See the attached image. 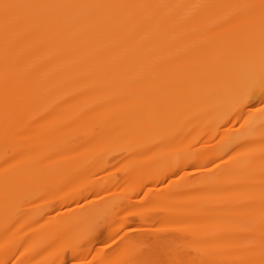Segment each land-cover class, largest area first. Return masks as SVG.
I'll return each instance as SVG.
<instances>
[{"label":"bare ground","instance_id":"1","mask_svg":"<svg viewBox=\"0 0 264 264\" xmlns=\"http://www.w3.org/2000/svg\"><path fill=\"white\" fill-rule=\"evenodd\" d=\"M0 264H264V0H0Z\"/></svg>","mask_w":264,"mask_h":264}]
</instances>
